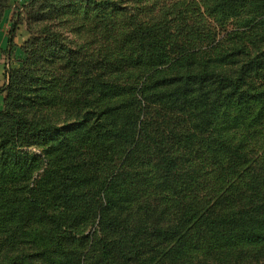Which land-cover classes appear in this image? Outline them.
<instances>
[{
    "label": "trees",
    "instance_id": "1",
    "mask_svg": "<svg viewBox=\"0 0 264 264\" xmlns=\"http://www.w3.org/2000/svg\"><path fill=\"white\" fill-rule=\"evenodd\" d=\"M22 7L0 264H264V0Z\"/></svg>",
    "mask_w": 264,
    "mask_h": 264
},
{
    "label": "rangeland",
    "instance_id": "2",
    "mask_svg": "<svg viewBox=\"0 0 264 264\" xmlns=\"http://www.w3.org/2000/svg\"><path fill=\"white\" fill-rule=\"evenodd\" d=\"M30 0H11L9 8L6 9L4 17L0 26V63L4 65L2 87H5L8 83L9 72L17 67H21L27 58L26 48L28 41L31 38L32 33L37 29V25L29 26V22L32 21L31 12L28 9L22 7L23 3H28ZM21 12V16L18 12ZM18 21V27L14 33V42H9V33L13 26V23ZM34 22V21H32ZM9 32V33H8ZM3 67V66H2ZM0 87V89L2 88ZM6 92L0 93V109L5 106ZM33 151L39 153L37 147H32Z\"/></svg>",
    "mask_w": 264,
    "mask_h": 264
},
{
    "label": "crops",
    "instance_id": "3",
    "mask_svg": "<svg viewBox=\"0 0 264 264\" xmlns=\"http://www.w3.org/2000/svg\"><path fill=\"white\" fill-rule=\"evenodd\" d=\"M9 33V32H8ZM1 57V56H0ZM3 66V67H2ZM4 68V65L0 63V87H2V78H3V72L4 70L2 69Z\"/></svg>",
    "mask_w": 264,
    "mask_h": 264
}]
</instances>
